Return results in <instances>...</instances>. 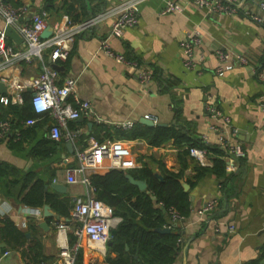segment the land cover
I'll return each instance as SVG.
<instances>
[{"label":"crops","instance_id":"crops-1","mask_svg":"<svg viewBox=\"0 0 264 264\" xmlns=\"http://www.w3.org/2000/svg\"><path fill=\"white\" fill-rule=\"evenodd\" d=\"M8 1L15 5L25 4L30 12L46 9L44 0ZM120 1L55 0L54 6L48 10V24L53 26L65 14L76 22L84 21ZM260 1L244 0L236 14H219L189 5L180 12L163 13L166 0H147L140 5L138 23L125 29L123 36L110 34V18L77 35L68 58L57 62L63 67L59 71L60 78H76L78 95L92 103L103 121L97 122L90 115L70 121L63 129L62 138L56 141V150L47 160L32 157L31 149L42 138L48 137L49 125L53 122L49 115L45 119L42 115L36 117L34 125L39 128L20 148L13 144L18 141L15 138L0 139V162L14 166L21 175L35 173L44 181L45 193L69 199L65 208L64 204L62 207L49 204L51 214L46 216L44 205L48 203L27 205L0 192V227L4 218H9L26 236L30 233L27 236L30 243L38 244L37 252L31 251L26 261L20 250L10 249L5 241L0 240V244L6 243L5 247H0L6 248L0 264H62L56 236L58 223H70L68 236L74 235L76 223L71 212L76 199L97 197L91 183L81 181L85 172L77 173L78 182L67 179L68 169L80 165L77 150L85 148L91 136L110 140L107 128L112 130L114 140L123 139L118 138L119 132L116 131L127 130L118 128L116 123L132 120L134 126L144 124L141 122L143 116L156 119V125L179 124L191 138L202 139L206 135L213 144L219 143L218 137L222 134L245 152L233 171L234 178L224 185L212 173L194 178L197 172L195 163L188 156L189 166L184 170L183 179L186 182L189 178L195 180L188 190L191 211L188 217L177 222L170 217L173 227L167 226L170 230L174 228L182 238L180 252L173 264H246L260 258L264 246V110L260 106L264 101V82L257 79L253 68L264 61V25L250 16L252 12L261 14ZM5 26L0 15V30ZM194 28L202 34L196 56L203 55L204 59L196 69H189L183 63L182 42ZM104 40L127 59L146 64L152 70V81L143 84L132 67L105 53ZM10 44L20 46L12 39ZM219 49L245 56L248 64H235L217 74L216 51ZM49 60V52H46L43 60L20 61L6 69L4 74L29 81ZM27 91L31 93L30 88ZM0 101L4 105L13 103L8 89L6 93H0ZM211 103L230 117V126H224L221 118L208 111ZM9 116L15 121L12 114ZM232 129H236L235 134ZM68 131H77L78 135L70 140ZM124 140L122 150L129 166L118 169H138L147 163L156 173L160 172V161L172 171L182 169L180 149L173 139L158 147L145 139ZM68 142L73 143V152L67 147ZM110 168L104 165L94 172ZM53 183L64 184L66 190L57 191L52 187ZM212 199L217 201L216 209L201 217L198 210ZM35 209H39V213H35ZM218 224L219 230L216 228ZM228 224L235 225V229L230 231ZM109 246L85 243L80 249L82 264H116L117 255L109 252ZM261 262L264 264V259Z\"/></svg>","mask_w":264,"mask_h":264},{"label":"built area","instance_id":"built-area-1","mask_svg":"<svg viewBox=\"0 0 264 264\" xmlns=\"http://www.w3.org/2000/svg\"><path fill=\"white\" fill-rule=\"evenodd\" d=\"M147 0H121L116 5L105 9L87 20L76 22L70 15L65 14L52 26V33L48 38L42 37V32L48 24L49 12L46 9L30 12L25 4L15 5L8 0H0V15L4 18L6 25L9 24L22 36L23 42L20 46L8 43V38L4 30H0V82H3L11 95L14 104H22L24 101L23 92L31 89V106L36 114H47L53 122L49 125L48 137L54 141H59L63 136V129L68 123L78 119L82 115H90L95 121L102 122L103 119L96 114L92 103L82 99L77 93V79L71 76L60 78V72L56 70L52 63H43L42 70L31 80L21 81L11 75H5L4 71L20 61L32 62L38 58L43 60L44 54L49 52L52 62L65 60L73 49L77 35L89 26L110 18V34L121 37L125 29L134 26L139 21L140 5ZM244 0H166L163 13L180 12L186 5L195 8L207 9L213 13L236 14ZM261 14L252 12L256 21L264 25V0L259 3ZM242 8V7H241ZM202 42V34L198 28L189 31L186 39L182 42L183 63L186 68L196 69L203 62L204 56H196V48ZM104 52L116 58L118 62L126 63L134 69L135 74L143 84L152 81V70L137 59H127L123 53L115 52L107 40L103 42ZM218 65L217 74H222L235 64H248V59L239 54H233L230 50L219 49L216 51ZM253 72L259 81L264 82V61ZM264 110V101L260 103ZM208 111L217 118L223 120L224 126H230L231 119L218 106L210 104ZM152 118V117H151ZM153 119V118H152ZM157 122L156 119H153ZM36 117L25 120L24 125L35 124ZM118 128L130 130L134 127L132 120L116 123ZM235 134L236 129H232ZM20 136L19 129L12 128L11 116L0 121V139ZM78 135L77 131H68L67 138L73 140ZM205 144H210L207 136H203ZM220 146L225 151L227 160V170L235 171L238 161L245 155L244 150L224 135L218 137ZM124 139L100 141L91 136L85 148L77 150L80 161L79 167L70 168L67 171L69 182H78L77 173L85 172L86 175L81 180L89 183V173L107 165L112 168H124L129 166L124 160L122 144ZM192 156L201 165H211L212 161L205 148L192 146L189 148ZM217 206L215 199L206 202L198 210L201 217L211 214ZM39 213V209H35ZM172 221H179L183 216L175 209H170ZM71 218L76 223L74 227L75 241L70 244L68 231L71 229L70 223L60 221L57 225L56 236L59 245V258L62 264H74L77 252L88 245H107L111 238V230L121 221V218L114 212V207L105 201L94 197H78L71 212ZM230 231L235 229V225L228 224ZM220 229L219 224L216 227ZM264 228V220H263ZM182 238L178 239V243ZM8 252H6L7 254Z\"/></svg>","mask_w":264,"mask_h":264},{"label":"trees","instance_id":"trees-1","mask_svg":"<svg viewBox=\"0 0 264 264\" xmlns=\"http://www.w3.org/2000/svg\"><path fill=\"white\" fill-rule=\"evenodd\" d=\"M44 1L47 10L54 6L55 0ZM8 43H11L9 38ZM23 97L22 104L8 102L4 105L0 101V121L6 119L9 114L14 116L15 121L12 120V128L19 129L20 136L18 139L14 134L10 137L18 140L13 144L19 148L23 146L27 137L30 135L33 137L39 128L37 124L25 127V120L40 116L31 106V93L26 90L23 92ZM41 117L45 119L47 114H42ZM117 132H119L118 138L145 139L150 145L157 147L173 139L174 144L180 149L182 169L179 172L172 171L160 161L158 165L162 179L155 175V170L147 163L138 169L128 171L110 168L104 172L91 173L90 183L97 193V198L112 205L115 214L121 218L115 227L116 233L112 234L111 245L108 247L109 252L117 255L116 264H173L181 249L178 243L181 234L174 228H171L169 232H160L157 228H164L168 225L173 227L170 223L171 208L177 210L184 218L190 214L189 191H186L181 183L184 170L189 166L187 159L191 157L195 163L194 169L197 172L194 178L196 179L212 173L224 185L234 178L235 173L227 172L225 151L220 144H205L201 138L193 139L179 124L149 126L140 123L130 130H117ZM106 134L109 139H114L111 129L107 128ZM98 139L104 140L100 137ZM56 144L57 142L49 137L42 138L32 147V157L47 160L56 150ZM192 146L205 148L212 165H201L190 156L189 148ZM127 172L136 178L147 180L148 191L140 190L138 186L131 184L126 177ZM187 182L192 186L195 184V180L190 178ZM0 192L32 206H42L48 203L54 207H62L64 204L65 208L69 202L67 198L59 199L57 195L45 193L44 181L36 177L35 173L21 175L14 166L2 162H0ZM152 196H155V199ZM67 215L70 217L69 214ZM3 223L0 227V240L5 241L8 248L20 250L22 257L27 261L31 251L37 252L38 244L30 243L25 232L20 230L11 219L4 218ZM69 238L72 242L76 239L73 234ZM5 250L6 248L0 249V257ZM263 259L264 246L260 258L246 264H263L261 262ZM74 264H82L81 250L77 252Z\"/></svg>","mask_w":264,"mask_h":264},{"label":"water","instance_id":"water-1","mask_svg":"<svg viewBox=\"0 0 264 264\" xmlns=\"http://www.w3.org/2000/svg\"><path fill=\"white\" fill-rule=\"evenodd\" d=\"M51 33H52V26L48 25L46 27V29L42 32V37L48 38L51 35ZM4 34L7 38L12 39L18 45H21L23 42L22 36L15 30V28L13 26H11L9 24H7L5 26ZM49 61L52 63V66L56 70L60 71L63 69V67L61 65H59L57 62H52L51 59ZM30 91H31V89H30ZM6 92H7V86L3 82H0V93H6ZM141 122L146 124V125H149V126H155L156 125L155 121L150 116H143L141 118ZM67 147L69 148V150L71 152H73L74 146H73L72 142H68ZM155 175L157 177H159L160 179H162V175L159 172H156ZM126 177L129 179L131 184L138 186V188L140 190H147L148 191L147 180L136 178L131 173H126ZM181 183H182V185L186 191H188L190 189V184L188 182H186L184 179H181ZM52 187L55 188L57 191H60V192L66 190V186L64 184H61V183H53ZM152 198L155 199V196H152ZM161 208H162V206H161ZM44 214L46 216L51 214L49 204L44 205ZM41 225H43V224H41ZM157 230L160 232H169L170 227L157 228ZM115 233H116V229L113 228L111 230V234H115ZM29 235H30V233H27V236H29ZM108 244L111 245V242H109ZM5 246H6V243H4V242H2L0 244V247H5Z\"/></svg>","mask_w":264,"mask_h":264}]
</instances>
